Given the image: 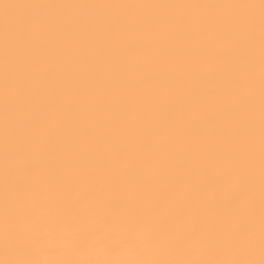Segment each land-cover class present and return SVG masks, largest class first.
I'll use <instances>...</instances> for the list:
<instances>
[{
  "label": "snow or ice",
  "instance_id": "6c2138e0",
  "mask_svg": "<svg viewBox=\"0 0 264 264\" xmlns=\"http://www.w3.org/2000/svg\"><path fill=\"white\" fill-rule=\"evenodd\" d=\"M0 264H264V0H0Z\"/></svg>",
  "mask_w": 264,
  "mask_h": 264
}]
</instances>
